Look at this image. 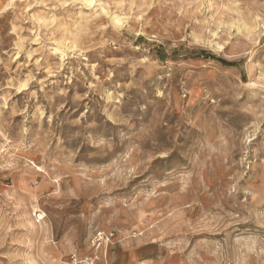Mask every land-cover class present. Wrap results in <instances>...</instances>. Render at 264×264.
<instances>
[{"label": "rangeland", "instance_id": "374dc122", "mask_svg": "<svg viewBox=\"0 0 264 264\" xmlns=\"http://www.w3.org/2000/svg\"><path fill=\"white\" fill-rule=\"evenodd\" d=\"M96 255L264 264V0H0V264Z\"/></svg>", "mask_w": 264, "mask_h": 264}, {"label": "built area", "instance_id": "2783aa9c", "mask_svg": "<svg viewBox=\"0 0 264 264\" xmlns=\"http://www.w3.org/2000/svg\"><path fill=\"white\" fill-rule=\"evenodd\" d=\"M114 239V232L98 231L93 237L92 246L93 248H95L96 251H99V249L103 247H108ZM96 260H98L97 255L87 261V264H95Z\"/></svg>", "mask_w": 264, "mask_h": 264}, {"label": "bare ground", "instance_id": "6f19581e", "mask_svg": "<svg viewBox=\"0 0 264 264\" xmlns=\"http://www.w3.org/2000/svg\"><path fill=\"white\" fill-rule=\"evenodd\" d=\"M86 3H88L89 5H93L95 0H84ZM36 165V164H35Z\"/></svg>", "mask_w": 264, "mask_h": 264}]
</instances>
